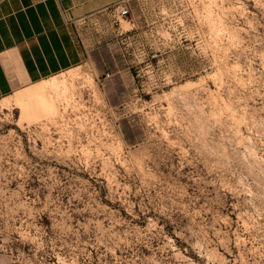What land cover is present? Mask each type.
I'll return each instance as SVG.
<instances>
[{"label":"rangeland","instance_id":"rangeland-1","mask_svg":"<svg viewBox=\"0 0 264 264\" xmlns=\"http://www.w3.org/2000/svg\"><path fill=\"white\" fill-rule=\"evenodd\" d=\"M109 3L87 62L0 100V264H264V0Z\"/></svg>","mask_w":264,"mask_h":264},{"label":"crops","instance_id":"crops-1","mask_svg":"<svg viewBox=\"0 0 264 264\" xmlns=\"http://www.w3.org/2000/svg\"><path fill=\"white\" fill-rule=\"evenodd\" d=\"M110 0H0V100L80 67L112 27Z\"/></svg>","mask_w":264,"mask_h":264},{"label":"bare ground","instance_id":"bare-ground-1","mask_svg":"<svg viewBox=\"0 0 264 264\" xmlns=\"http://www.w3.org/2000/svg\"><path fill=\"white\" fill-rule=\"evenodd\" d=\"M37 85H38V84H37ZM61 85H62V84H61ZM35 86H36V85H35ZM58 86H59V85H58ZM58 86H57V84H54V83L52 84V83H51V85H49V86L38 87V88L35 87V88H34V92H35V93L43 94V93L46 92V90H49L48 88H50V89L52 88V90H59V87H60V86H59V87H58ZM62 87H63V86H62ZM57 88H58V89H57ZM44 96H45V94H44ZM44 96H43V97H44ZM43 97H42V98H43ZM46 97H47V96H46ZM44 99H45V98H44ZM21 100H23V99L17 96L16 98H14L13 103H14V104H17V105H20V104H21ZM10 103H11V102L8 101V100L5 101L4 103L1 104V105H2V108L5 109L6 106H8ZM45 103H46V102H45ZM46 105H47V104H46ZM46 110H47V109H46Z\"/></svg>","mask_w":264,"mask_h":264},{"label":"built area","instance_id":"built-area-1","mask_svg":"<svg viewBox=\"0 0 264 264\" xmlns=\"http://www.w3.org/2000/svg\"><path fill=\"white\" fill-rule=\"evenodd\" d=\"M117 10H118V11H117V12H118V15H119L120 17L125 16V15L128 13L127 8H126L125 6H123V5L118 6V7H117ZM106 76L108 77L109 75L106 74Z\"/></svg>","mask_w":264,"mask_h":264}]
</instances>
